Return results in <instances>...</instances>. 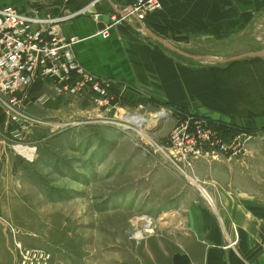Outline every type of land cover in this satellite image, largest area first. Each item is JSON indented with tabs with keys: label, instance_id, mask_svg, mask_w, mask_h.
Masks as SVG:
<instances>
[{
	"label": "rangeland",
	"instance_id": "374dc122",
	"mask_svg": "<svg viewBox=\"0 0 264 264\" xmlns=\"http://www.w3.org/2000/svg\"><path fill=\"white\" fill-rule=\"evenodd\" d=\"M92 1L12 4L47 15ZM97 6L104 7V1ZM248 14L233 24L238 28L223 30L222 39H213L211 27L200 37L191 33V38L168 31L184 40L185 50L175 49L197 56L178 52L191 64L217 68L215 74L211 71L212 83L220 81L226 108L241 117L264 114V9ZM245 22L247 28L239 29ZM68 92H55L40 81L18 103L0 95V225L18 251L11 264H18L21 251L43 253L48 264H165L181 236V210L195 203V193L202 195L181 169H189L199 184L219 187L213 176L226 179L230 165L246 173L245 163L264 161V133L255 132L245 152L237 148L240 153L233 156L201 159L190 170L189 156L183 157L170 141L176 119L159 112L188 111L186 106L149 101L139 108L123 97L116 99L110 89L111 103L104 107L95 103L97 95L90 90ZM124 112L141 113L142 129L122 126ZM20 145L34 153L24 155L16 148ZM214 163L224 164L222 173H212ZM261 164L252 174L257 177L254 186L264 191ZM171 211L179 216L162 217Z\"/></svg>",
	"mask_w": 264,
	"mask_h": 264
},
{
	"label": "crops",
	"instance_id": "0c3cea01",
	"mask_svg": "<svg viewBox=\"0 0 264 264\" xmlns=\"http://www.w3.org/2000/svg\"><path fill=\"white\" fill-rule=\"evenodd\" d=\"M13 1L0 0V7ZM102 1V8L71 5L64 12L84 7L88 10L65 23L62 29L66 36L77 38L74 53L79 63L88 72L110 81L113 97H123L127 104L135 106L149 101L163 106H186L188 112L196 111L221 123L264 133V114L241 117L228 110L220 81L212 83L211 71L215 74L217 68L191 64L186 56L170 47L184 49V40L168 34L175 30L178 36L191 38V33L197 32L200 37L211 27L213 39H222L223 30L234 29V25L243 22L240 17L260 6L264 9V0H162L161 10L146 20L126 19L111 27L106 38L100 34L108 22L104 17L115 6L122 8L128 2ZM95 12L102 18L95 19ZM245 24L247 28L245 22L239 29ZM259 163L264 168V161L245 163L248 175L230 165L226 179L213 176L219 187L212 185L207 189L200 183L213 199L214 206H210L215 209L210 208L203 195L195 193V203L181 210V236L176 250L168 259L164 258L165 264H264V191L254 186L257 177L252 174ZM223 167V163H214L212 173H222ZM261 179L264 181L263 176ZM236 237V243L231 244ZM17 254L0 225V264H11Z\"/></svg>",
	"mask_w": 264,
	"mask_h": 264
},
{
	"label": "built area",
	"instance_id": "2783aa9c",
	"mask_svg": "<svg viewBox=\"0 0 264 264\" xmlns=\"http://www.w3.org/2000/svg\"><path fill=\"white\" fill-rule=\"evenodd\" d=\"M98 1L101 0H93L90 6L94 7ZM162 7V0H133L122 8L115 6L108 13L107 26L100 34L106 38L111 27L130 17L146 20ZM87 10L88 7H84L73 12L40 15L37 12L31 14L23 11L15 5L1 6L0 95H4L11 103H18L22 97L27 96L33 85L41 81L52 86L53 91L58 93L90 90L97 95L95 103L98 106H110L112 99L109 94L110 81L88 72L79 63L74 53L77 38L66 36L62 29L65 23ZM99 16H101L99 13H94L95 19H99ZM159 112L176 119V128L171 133L170 141L179 146L178 152H181L183 157L189 156L187 164L190 170L195 162L201 159L209 161L221 156H233L242 150L245 152V145L252 137V134L242 132L227 141L217 129L219 121L196 111L183 114L173 108H162ZM122 116V120L127 116H138L142 119L139 125L127 128L142 129L144 116L141 113L124 112ZM181 171L189 178V184L198 186L208 204L214 206L213 199L191 171L186 168H182ZM236 241L237 239L231 244H235ZM14 243L21 249L20 243ZM20 254L18 264H48V257L43 253L37 256L36 253L30 255L21 251Z\"/></svg>",
	"mask_w": 264,
	"mask_h": 264
},
{
	"label": "bare ground",
	"instance_id": "6f19581e",
	"mask_svg": "<svg viewBox=\"0 0 264 264\" xmlns=\"http://www.w3.org/2000/svg\"><path fill=\"white\" fill-rule=\"evenodd\" d=\"M125 118L126 119L125 120L123 119V123H122V126H125V127H129V126H133V125L134 126L135 125H139V122L142 121V119L139 118L138 116H127ZM16 148H17V150L19 152H22L24 155H26V154L31 155V154L34 153V149L33 148H29V147H25V146H21V145L20 146H16ZM205 192H206V190H205ZM176 215L177 214L175 212H168V213L165 212V214H163L162 217L164 219L169 220L171 218H174V216H176ZM167 223H169V222L165 220V224H167ZM144 231H145V229H143V231L142 230H137V232H138L137 233V237L141 238L143 236V234H144Z\"/></svg>",
	"mask_w": 264,
	"mask_h": 264
},
{
	"label": "trees",
	"instance_id": "16d2710c",
	"mask_svg": "<svg viewBox=\"0 0 264 264\" xmlns=\"http://www.w3.org/2000/svg\"><path fill=\"white\" fill-rule=\"evenodd\" d=\"M133 0H127L128 3H131ZM183 114L187 113L188 111H184L183 110H180ZM221 135L223 136V138L225 140H231L233 137H235L236 135L242 133V132H247L249 134H254L255 132H249V131H246L245 129H242V128H239V127H235V126H231V125H227V124H224V123H221L219 124V127L217 128Z\"/></svg>",
	"mask_w": 264,
	"mask_h": 264
},
{
	"label": "water",
	"instance_id": "95a60500",
	"mask_svg": "<svg viewBox=\"0 0 264 264\" xmlns=\"http://www.w3.org/2000/svg\"><path fill=\"white\" fill-rule=\"evenodd\" d=\"M102 18V16H100L99 17V19H101ZM105 18V19H104ZM103 19L104 20H108V17L106 16V17H104ZM169 46V45H168ZM172 49H174L175 51H177V52H181V51H179V50H177V49H175L174 47H172V46H170ZM181 53H183L184 55H187V56H190V57H193V58H197V56H194V55H189V54H187V53H184V52H181Z\"/></svg>",
	"mask_w": 264,
	"mask_h": 264
}]
</instances>
